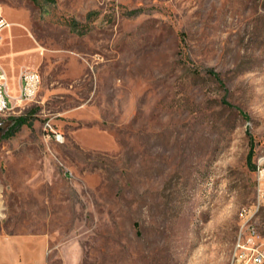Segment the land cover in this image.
I'll use <instances>...</instances> for the list:
<instances>
[{"label":"rangeland","instance_id":"obj_1","mask_svg":"<svg viewBox=\"0 0 264 264\" xmlns=\"http://www.w3.org/2000/svg\"><path fill=\"white\" fill-rule=\"evenodd\" d=\"M1 20L0 264H232L243 222L264 234V0H0Z\"/></svg>","mask_w":264,"mask_h":264},{"label":"built area","instance_id":"obj_2","mask_svg":"<svg viewBox=\"0 0 264 264\" xmlns=\"http://www.w3.org/2000/svg\"><path fill=\"white\" fill-rule=\"evenodd\" d=\"M4 22L0 21V43L2 40L1 30ZM21 91L18 100H32L40 87V74L34 69H25L21 72ZM9 79L5 69L0 64V110L9 108V101L12 96L8 91ZM57 139L59 136L57 135ZM257 193L258 204L252 207L257 209L261 203H264V160H261L257 168ZM245 222L242 223L240 232L236 241L232 264H264V234L250 232L246 235L244 229Z\"/></svg>","mask_w":264,"mask_h":264},{"label":"crops","instance_id":"obj_3","mask_svg":"<svg viewBox=\"0 0 264 264\" xmlns=\"http://www.w3.org/2000/svg\"><path fill=\"white\" fill-rule=\"evenodd\" d=\"M8 91L10 92V87L8 86ZM12 96V95H11ZM12 97H14V96H12ZM26 238V237H25ZM24 238H17V236L15 237V238H11V240H10V243H15V241H20V242H23L24 240H23ZM18 247H19V251H23V253H24V251H25V248L23 247V245H18ZM1 250H2V248H1V246H0V252H1ZM36 252H37V261H39V249L38 248H36ZM22 258H24V254L21 256ZM25 259V258H24ZM23 259V260H24Z\"/></svg>","mask_w":264,"mask_h":264},{"label":"trees","instance_id":"obj_4","mask_svg":"<svg viewBox=\"0 0 264 264\" xmlns=\"http://www.w3.org/2000/svg\"><path fill=\"white\" fill-rule=\"evenodd\" d=\"M76 23L77 22L74 20L72 25H76ZM16 122L20 125V124L24 123V120H20L19 118H17Z\"/></svg>","mask_w":264,"mask_h":264},{"label":"bare ground","instance_id":"obj_5","mask_svg":"<svg viewBox=\"0 0 264 264\" xmlns=\"http://www.w3.org/2000/svg\"><path fill=\"white\" fill-rule=\"evenodd\" d=\"M149 255V254H148ZM149 256H151L152 257V255L150 254ZM154 259V258H153ZM148 258H147V260L145 261V263L147 264V262H148ZM150 262V261H149ZM152 264V263H151Z\"/></svg>","mask_w":264,"mask_h":264},{"label":"water","instance_id":"obj_6","mask_svg":"<svg viewBox=\"0 0 264 264\" xmlns=\"http://www.w3.org/2000/svg\"><path fill=\"white\" fill-rule=\"evenodd\" d=\"M1 123V122H0Z\"/></svg>","mask_w":264,"mask_h":264}]
</instances>
